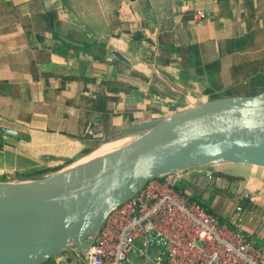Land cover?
Masks as SVG:
<instances>
[{"label": "crops", "instance_id": "1", "mask_svg": "<svg viewBox=\"0 0 264 264\" xmlns=\"http://www.w3.org/2000/svg\"><path fill=\"white\" fill-rule=\"evenodd\" d=\"M262 76L264 0H0V126L17 131L0 137V181L49 175L125 127ZM239 165L242 180L214 181L235 204L207 206L264 251V168Z\"/></svg>", "mask_w": 264, "mask_h": 264}, {"label": "water", "instance_id": "2", "mask_svg": "<svg viewBox=\"0 0 264 264\" xmlns=\"http://www.w3.org/2000/svg\"><path fill=\"white\" fill-rule=\"evenodd\" d=\"M111 56L128 63L118 51ZM16 134L0 126V136ZM114 141L120 143L93 154ZM225 164L264 168V91L130 125L49 175L0 181V264H43L60 255L81 264L108 211L150 178Z\"/></svg>", "mask_w": 264, "mask_h": 264}, {"label": "built area", "instance_id": "3", "mask_svg": "<svg viewBox=\"0 0 264 264\" xmlns=\"http://www.w3.org/2000/svg\"><path fill=\"white\" fill-rule=\"evenodd\" d=\"M183 178L182 171L150 178L109 210L81 264H264L248 236L175 189Z\"/></svg>", "mask_w": 264, "mask_h": 264}, {"label": "rangeland", "instance_id": "4", "mask_svg": "<svg viewBox=\"0 0 264 264\" xmlns=\"http://www.w3.org/2000/svg\"><path fill=\"white\" fill-rule=\"evenodd\" d=\"M258 87H264V84H261V86L258 85L255 89L260 90V88H258ZM250 90H251V87H248V88H245L243 91H239V92H240V94H242L243 92L244 93L250 92ZM1 136L4 137L5 135H1ZM10 137H12V136H10ZM240 168H242V165H239V164H225V165H218V166H212V167L197 168V169L202 170L201 173L203 175L201 174L202 175L201 177L196 178L194 180H189L188 178H186V174L184 171L185 181H186L187 187L190 189L189 195L200 196L202 199H204L206 201L205 203L207 205H209V201H207V200H208V197H210V199H211L210 203H212V201H214V203L217 205V208H218L217 213L218 214H221V213L224 214L223 211H225V208L229 207V204H230V207L232 205H234L235 201H234V199H232L231 197H228L224 193L223 190L226 191V189L223 188V185H225L223 180H221V181L218 180L217 182H214L216 177L211 175V171L222 170V171L227 172V173H234L235 174L236 171ZM191 170H193V169H187L186 171H191ZM216 183L219 184L218 188H214V186H213V185H216ZM224 219H225V221L230 222V221H228L227 216L224 217ZM243 230H246V229H243ZM244 232H246V231H244ZM46 263L70 264V258L65 257V255L55 256L53 259L45 262L44 264H46Z\"/></svg>", "mask_w": 264, "mask_h": 264}, {"label": "trees", "instance_id": "5", "mask_svg": "<svg viewBox=\"0 0 264 264\" xmlns=\"http://www.w3.org/2000/svg\"><path fill=\"white\" fill-rule=\"evenodd\" d=\"M167 34H168V33L165 34L166 37H167ZM132 38H133V40H139L138 35H136V33H133ZM164 41H165V40H164ZM154 45H155V44H151V43H150V46H151V47H153ZM159 45H160V46H163V42L161 41ZM157 46H158V45H157ZM187 51H190L191 54H192V53H195V54H196V52H197V51H194V50H187ZM180 52H181L180 54L183 55V54L185 53V50H183V49L181 48V49H180ZM176 57H177V56H174V57L166 56V57H165L166 59L164 58V60L168 62L169 60H171V59H173V58H176ZM169 58H170V59H169ZM194 58H195V56H193V55H191V56L189 57V59H188V67H189L191 64L193 65V59H194ZM181 63L183 64V66H186L185 63H183V62H181ZM196 68H197V66L195 67L194 70L197 71ZM261 84H264V76H262V77H258V78H253V80H247V81H245V82H243V83H241V84H239V85L233 86V87H231V89L226 90V91L223 93L222 96L240 95V92H239V91H243L245 88H248V87H251L250 92H247V93H244V92H243L242 94H257V93H259V92H261V91L264 90V87H258V88H260V90L255 89L258 85L261 86ZM116 90H117V87L114 88V92H116ZM218 97H220V96H218ZM212 98H216V97H212ZM212 98H210V99H212ZM211 175L214 176V177L223 178V179L228 180V181L242 180V177H240V176H237V175H235V174H231V173H227V172H224V171H220V170H213V171H211ZM162 177H163V176H161V178H162ZM186 187H187V184H186V181H185V177H184L179 183H177V184L175 185V189H176L180 194H183V195L187 196L188 199H190V200H195V201H197V203L200 204L201 206H203V207L207 210V212H209V213H211V214H213V215H217V214L213 213L212 208H210L209 206H207V204L205 203L206 201H205L204 199H202L200 196H194V195H188V194H186V193H185ZM210 201H211V199H210ZM217 216L219 217V219H220L221 221H223V222H227V221H225L224 216H222V215H217ZM227 223H228L230 226L233 227V222H227ZM43 264H44V263H43Z\"/></svg>", "mask_w": 264, "mask_h": 264}, {"label": "bare ground", "instance_id": "6", "mask_svg": "<svg viewBox=\"0 0 264 264\" xmlns=\"http://www.w3.org/2000/svg\"><path fill=\"white\" fill-rule=\"evenodd\" d=\"M119 143H120V141H114V142L106 143L103 146L99 147L93 154L97 155V154L102 153L105 150L112 149L113 146L118 145Z\"/></svg>", "mask_w": 264, "mask_h": 264}]
</instances>
